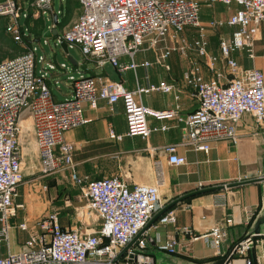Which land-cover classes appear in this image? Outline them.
<instances>
[{
	"label": "built area",
	"instance_id": "built-area-1",
	"mask_svg": "<svg viewBox=\"0 0 264 264\" xmlns=\"http://www.w3.org/2000/svg\"><path fill=\"white\" fill-rule=\"evenodd\" d=\"M205 1L210 5L222 3L238 8L226 21L213 19L203 24V0H77L81 12L60 36L69 49H79L85 60L94 62L97 68L111 64L125 72L140 66L135 56L147 42L157 51L160 42L195 27L199 29V36L189 47L215 70L219 57L209 51L208 29L234 27L231 37L222 39L219 44L227 73L215 71V77L208 80L198 61H193L185 71L184 81L199 101L198 109L185 118L179 116V109L154 110L140 100L143 94L171 93L174 86L166 81L129 90L122 81L87 74L70 75L71 96L56 100L48 80L53 72L68 73V66L48 61L45 55L38 56L35 43L28 47L25 41L29 29L23 23L29 16V7L37 8L43 15L55 16L53 0H31L29 6L20 0L0 2V16L9 18L8 33L27 48L22 54L0 62V244L9 246L13 208H24L23 204H16L15 199L24 181L20 118L25 110L31 112L33 119L39 171L43 177L74 167V145L65 139V133L86 125L90 120L85 116V104L96 108L101 100L109 105L121 102L127 123L126 135L145 140L152 133L169 128L168 125L151 126L150 117L178 118L186 127L182 145L197 152L208 153L218 141L236 142L238 125L246 115H250L257 126H264V73L256 67L244 68L232 57L237 51H246L251 58L255 57V45L264 24V0ZM59 13L63 14V10L56 13L58 20ZM54 40L60 45L58 37ZM187 48L185 44L180 50L185 52ZM174 50L166 49L157 60L161 62ZM125 56L130 58V63L122 62ZM38 62L42 64L39 72ZM54 84L59 88L61 80H54ZM110 136L123 137L113 130ZM179 146L164 147L169 162L177 166L187 163L184 155H178ZM158 174L156 184L135 183L132 187L120 176L76 177L82 199L99 217L98 230L83 235L76 227H63L59 214L50 212L37 222V229L30 233L25 248L18 253L9 251L0 257V264H121L120 259L115 260L123 249L167 205L161 196L162 172ZM159 222L176 225V209L166 211ZM227 222L231 223L232 219ZM19 229L29 231L28 223H20ZM182 231L192 232L189 227ZM226 236V229L216 224L202 235H193V239H204L221 254ZM140 238L134 244L138 246L127 251L123 264H156L154 257L140 251L145 246ZM259 242L256 236L242 238L226 264H261V258L251 254ZM176 244L175 239L168 240L165 249L173 252Z\"/></svg>",
	"mask_w": 264,
	"mask_h": 264
},
{
	"label": "crops",
	"instance_id": "crops-1",
	"mask_svg": "<svg viewBox=\"0 0 264 264\" xmlns=\"http://www.w3.org/2000/svg\"><path fill=\"white\" fill-rule=\"evenodd\" d=\"M211 6L203 13L205 16L206 14L210 16V19L205 20V24L213 19L226 21L238 8L236 5L226 6L222 3ZM80 12V7H78L68 27L78 18ZM52 27L54 23L50 28ZM196 29L188 27L176 38L168 37L159 43L157 49L159 51L153 50L147 42L135 56L136 62L140 65L136 70L120 72L111 64L109 65L117 73L113 71L109 73L106 67L99 69L101 72L95 67L92 69L102 74L105 80L122 81L129 90H136L140 86L144 87L160 81L168 82L174 86L171 93L143 94L140 100L145 106L154 110L179 109V116L185 118L199 107V101L192 88L184 81L185 71L190 68L193 61H198L203 67L204 77L208 80L215 77V71L227 73L219 44L222 39L230 38L234 31V27L228 25L208 29L209 51L219 57L215 70H212L207 60L200 57L194 48L189 47L199 36V30ZM60 34L63 32L60 31ZM185 44L188 48L182 52L180 49ZM168 48H175V50L169 57L159 62L157 60L159 52L163 53ZM232 57L240 66L256 67L264 73V24L260 29V38L255 45V57L251 58L246 51L234 52ZM47 60L55 62L51 58ZM130 61L127 56L122 58V62L126 64ZM145 62H149L150 65L143 66ZM76 63L73 65L78 71L90 75L83 67L85 64L88 65L85 59L81 63ZM88 67L91 68L90 65ZM60 74L59 71L53 72L48 80L53 93L55 88L62 90V85L58 88L54 84V80H61ZM71 94L72 87L68 84V90L63 93L64 99L69 98ZM55 98L63 100L56 96ZM84 112L90 121L86 125L65 133V139L74 145V167L49 176L55 178L57 184H69L70 199L64 201L60 198L55 199L46 179L39 180L40 192L38 189L34 190L33 187L21 189L22 183L18 188L15 203L23 204L24 208L16 206L13 208L9 246L6 243L0 244V257L7 255L9 251L23 250L30 233L37 229V222L50 212L59 214L63 227H76L83 235L98 230L99 217L88 206L87 201L82 199L76 177L97 179L120 176L132 187L135 183L156 184L159 178L158 173L161 171L163 178L161 196L168 204L192 191L264 175V126H257L250 115H246L239 123L236 142L218 141L206 153L197 152L182 145L186 127L185 123L178 118L158 120L150 117L151 126L168 125L169 128L164 132H154L149 139L145 140L139 136L126 135L127 123L121 102L109 105L101 100L96 108L85 104ZM20 126V140L24 154L22 162L28 160V154H32L36 161L37 173L39 177H43L39 171L37 139L29 110L22 113ZM111 130L116 135L123 136L122 139L111 137ZM29 142L33 148H30ZM171 144L180 145L178 155H184L187 158L185 165L177 166L169 162L164 147ZM27 173L33 174L34 171H27ZM263 198L264 183L226 188L188 198L173 207L178 215L176 225L162 224L157 219L149 227L140 238L145 244L140 251L154 257L156 264H211L224 257L238 241L254 229L257 216L264 215V211L261 212ZM228 219H232V222L228 223ZM23 222L28 223L29 231L19 229V224ZM216 224L223 226L227 232L221 254H217L204 239H193V235H202ZM185 227L191 229V234L182 231ZM258 238L260 242L251 254L254 258L260 257L261 264H263L264 236H258ZM171 239L177 241L173 252L165 249L166 241ZM137 246L133 245L131 248ZM126 254L127 252L120 258L121 264L124 263Z\"/></svg>",
	"mask_w": 264,
	"mask_h": 264
},
{
	"label": "rangeland",
	"instance_id": "rangeland-1",
	"mask_svg": "<svg viewBox=\"0 0 264 264\" xmlns=\"http://www.w3.org/2000/svg\"><path fill=\"white\" fill-rule=\"evenodd\" d=\"M3 1H5V0H0V2H3ZM20 1L22 3H24V1H26V0H20ZM25 4H26V6H29V1L25 2L24 5ZM53 5L55 8V14L58 11L63 10L64 15H61L62 13H59V15H60L59 22H63V23L59 25L58 30L64 32L65 29L68 27L69 23L75 17V14L77 13L78 7H80V5L76 0H64L63 2L61 0H53ZM211 7L212 6L210 4H208L205 0H203V11H202V23L203 24L206 23L205 20L210 19L209 18L210 16H208V14H206V16H205V14H203V13H204L206 8H211ZM32 8L34 9V12H35L34 18L36 19L35 26H34L35 27L34 32L38 33L40 30V28H39L40 22L38 19L40 17L41 11H38V9L35 7H32ZM44 19H45L46 23L48 25H50V27L54 23V15L52 17L51 13H49L47 15L45 14ZM23 23H25V19H24ZM49 28H47L46 31ZM5 38L7 39V42L3 41ZM1 41L5 44L3 45L1 43ZM9 45L13 46L11 41L9 40L8 36L6 35L5 31H4V25L0 22V58L7 59V58H11V57L18 54V50L14 49L13 47H9ZM35 46L38 48V51H37L38 56L46 55L47 58L53 59L55 62H57V64L61 65L62 63H66V65L68 66V73H66L64 70L59 71L62 74V75L61 74L59 75L61 77L62 90H59L57 88L54 89L55 96L59 99H64L63 93H65L68 90V84H70L68 81V77L70 75H74L76 77H79L82 74V72L78 71L76 69V67L73 65L72 60L81 63L85 59L83 54L77 48H74V49L70 48L69 53L66 54L62 50L60 45H56L54 37H51V38L42 37L40 42L35 43ZM157 51H159V50H157ZM161 54H162V51L159 52V56H161ZM87 63H88V65H90L91 68L95 67L97 69V71H99L100 68H97L96 64L94 62L87 61ZM105 67L109 73H112V71L116 72V70L114 68H112V66L109 64L106 65ZM41 68H42V64L40 62H38L37 72H39L41 70ZM99 72H101V71H99ZM29 146H30V148H33V146H31V143L29 144ZM28 155H29L28 160L23 162L25 178L23 181V185L20 188L24 189V187H27V188L33 187L34 190L38 189V191L40 192L39 180L46 179V181L50 185V187H49L50 191H52V194H54L55 199L60 198L63 201L65 199H68V198L70 199L69 184L68 185L65 183L57 184V181L55 180V178H51L49 176L48 177H39V175L37 173V167L35 165L36 161H35L32 154H28ZM30 166H31V168H30ZM27 171H31V172L34 171V173L28 174ZM72 202H73V200H72ZM13 253H18V252H13ZM263 264H264V261H263Z\"/></svg>",
	"mask_w": 264,
	"mask_h": 264
},
{
	"label": "water",
	"instance_id": "water-1",
	"mask_svg": "<svg viewBox=\"0 0 264 264\" xmlns=\"http://www.w3.org/2000/svg\"><path fill=\"white\" fill-rule=\"evenodd\" d=\"M59 20H58V15L55 14L54 16V27L49 28L43 35L44 38H51V37H58L59 38V43L61 48L66 52L69 53V48L68 45L66 43V41L64 39H62L60 36V31L58 30V28L56 27L58 24ZM41 41V38H37V39H33L30 43H38ZM72 62L74 64H77L76 61L72 60ZM84 69L87 70L89 72L90 75L95 76V77H102V74L97 73L94 69L89 68L87 64L83 65ZM254 183H264V175L260 176V177H256V178H252V179H245V180H239V181H235L232 183H228V184H224V185H215V186H210V187H206L203 189H199L196 191H192L190 193H187L185 195H182L178 198H176L175 200H173L172 202L168 203L162 210H160L155 216L154 218L145 226V228L141 231V233L128 245L126 246L123 251L121 252V254L119 255V257L115 260V262H118L119 259L136 243V241L147 232V230L149 229V227L157 220L159 219V217L161 215H163L166 211L172 209L173 207H175L176 205H178L179 203L187 200L188 198H191L193 196L199 195V194H204V193H209V192H216L219 190H223L226 188H233V187H238V186H244V185H248V184H254ZM264 211V198H263V206H262V210L261 212ZM251 236H264V215L259 214L257 216V218L254 221V229L252 231H249L245 237L243 239L249 238ZM240 241H238L231 249L230 251L222 258L212 262L211 264H226L228 262V260L231 258L232 253L234 252L235 248L237 247V245L239 244Z\"/></svg>",
	"mask_w": 264,
	"mask_h": 264
},
{
	"label": "trees",
	"instance_id": "trees-1",
	"mask_svg": "<svg viewBox=\"0 0 264 264\" xmlns=\"http://www.w3.org/2000/svg\"><path fill=\"white\" fill-rule=\"evenodd\" d=\"M27 1L30 2L31 0H26V1H24V3L27 2ZM28 9H29V16H28V18L25 19V24H26V26L29 29V36L26 38L25 42H26L28 47H32V45H34V43H30V42L33 39L42 38L49 25L46 23V21L44 19V15L41 13L39 19L37 18L39 20V22H40V26H39L40 30H39L38 33H35L34 32L35 31V27L34 26H35V21H36V19L34 18L35 17L34 16L35 12H34V9L32 7H29ZM61 15H64V14H61ZM59 18H60V15H59ZM0 22L4 25V31H5L6 35L8 36L9 40L11 41V43L13 45V46L9 45V47H13L14 49L18 50V54L17 55H20L23 52L27 51L26 47H23L20 44L18 45V43L13 39V37L8 33L7 25H8V22H9V18L5 17V16H0ZM62 23L63 22H59L58 23V27ZM54 38H57V37H54ZM3 41L7 42V39L5 38ZM1 43L3 45L5 44L2 41H1ZM17 55H15V56H17ZM15 56H13L11 58H14ZM7 59H9V58H7ZM3 60H5V59L0 58V62L3 61Z\"/></svg>",
	"mask_w": 264,
	"mask_h": 264
}]
</instances>
